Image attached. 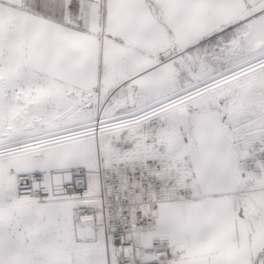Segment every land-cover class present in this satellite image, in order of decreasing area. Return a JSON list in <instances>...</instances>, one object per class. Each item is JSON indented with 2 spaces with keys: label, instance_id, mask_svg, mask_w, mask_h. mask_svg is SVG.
<instances>
[{
  "label": "snow or ice",
  "instance_id": "snow-or-ice-1",
  "mask_svg": "<svg viewBox=\"0 0 264 264\" xmlns=\"http://www.w3.org/2000/svg\"><path fill=\"white\" fill-rule=\"evenodd\" d=\"M0 264H264V0H0Z\"/></svg>",
  "mask_w": 264,
  "mask_h": 264
}]
</instances>
